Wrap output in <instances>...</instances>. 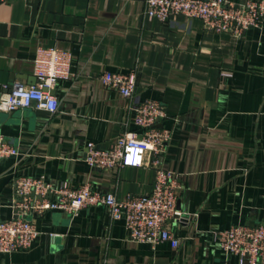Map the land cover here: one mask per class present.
I'll list each match as a JSON object with an SVG mask.
<instances>
[{"label": "crops", "instance_id": "obj_1", "mask_svg": "<svg viewBox=\"0 0 264 264\" xmlns=\"http://www.w3.org/2000/svg\"><path fill=\"white\" fill-rule=\"evenodd\" d=\"M145 9L144 0L0 1V93L15 80L35 83L38 46L67 49L72 73L52 89L54 112L0 111V130L17 149L0 158V220L16 215L12 181L20 175L118 198L150 193L154 167L84 160L88 141L104 148L139 130L132 107L150 98L164 106L157 125L172 132L158 159L178 176L176 209L188 215L170 223L179 245L132 241L122 217L94 205L74 215L44 211L32 245L0 254V264H245L213 231L264 226V15L237 37L181 14L149 18ZM104 71H134L132 96L104 85Z\"/></svg>", "mask_w": 264, "mask_h": 264}, {"label": "built area", "instance_id": "obj_2", "mask_svg": "<svg viewBox=\"0 0 264 264\" xmlns=\"http://www.w3.org/2000/svg\"><path fill=\"white\" fill-rule=\"evenodd\" d=\"M4 1V0H0ZM149 18L166 21L171 15L198 18L206 29L226 32L234 36L251 27H258L264 15V0H144ZM34 84L20 80L3 85L0 111H13L34 106L50 112L58 107L51 92L58 79L71 76V54L59 47L38 46L33 59ZM104 85L116 89L124 97H131L136 85L134 71H104L100 75ZM133 108V123L139 130L120 133L108 147L93 141L86 143L85 162L93 167L152 166L155 181L148 194H127L118 198L109 191L93 190L88 184L76 187L63 183L54 187L43 177L20 175L12 181V208L16 215L0 220V254L29 248L39 235L36 217L47 210H60L72 215L81 208L103 205L111 218L124 219L128 239L148 243L152 247L168 242L172 247L179 239L171 230L173 220L186 221L188 215L176 209L178 176L159 163L158 155L165 151L170 129L159 127L165 116L162 103L144 99ZM17 149L0 130V158L16 155ZM56 233H49L53 239ZM220 247L238 256L245 264H264V226L235 224L213 231Z\"/></svg>", "mask_w": 264, "mask_h": 264}, {"label": "water", "instance_id": "obj_3", "mask_svg": "<svg viewBox=\"0 0 264 264\" xmlns=\"http://www.w3.org/2000/svg\"><path fill=\"white\" fill-rule=\"evenodd\" d=\"M51 92L53 93V90H51Z\"/></svg>", "mask_w": 264, "mask_h": 264}]
</instances>
